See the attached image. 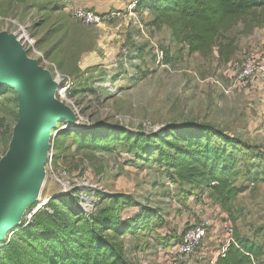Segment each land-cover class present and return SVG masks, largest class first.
<instances>
[{"label": "rangeland", "instance_id": "1", "mask_svg": "<svg viewBox=\"0 0 264 264\" xmlns=\"http://www.w3.org/2000/svg\"><path fill=\"white\" fill-rule=\"evenodd\" d=\"M81 1L89 10H111L108 12H119L121 17L85 26L69 13V7L80 5L76 0H0V33L7 29L4 19L28 25L38 48L71 80L66 93L78 111L80 132L107 126L152 133L164 126L209 125L233 140L228 148L237 160L235 184L246 191L234 201L231 222L210 204L205 193L176 185L164 167L152 160H135L126 145L118 144L108 152L86 148L58 126L54 130L57 137L51 136V159L46 162L40 202L26 210L22 221H27L38 204L60 192L59 182L74 181L71 190L78 192V206L89 214L109 205L98 200L100 193L130 201V207L116 209L122 218L133 217L142 207L153 211L155 216L147 228L121 238L131 264H181L177 258L169 261L165 251L193 226L208 220L217 227H211L209 237L213 239L203 244L209 252L202 247L197 252L213 256L219 242L225 240L227 222L238 236L254 240L264 249V82L254 80L230 95L214 83L228 85L222 70L230 61H241L249 53L264 60V19L248 18L225 35L220 50L222 58L228 57L225 60L219 59L216 48L207 57L189 54L168 29L148 25L152 18L145 11L133 10L132 15L127 8H108L110 0ZM118 1L128 6L135 0ZM252 24L253 30L247 29ZM157 49L164 52L168 69L155 65ZM123 51L132 62L126 70L113 67L115 59L124 58ZM115 81L108 91L104 85ZM9 90L0 97V158L18 119L17 95ZM252 171L257 179L243 184V175ZM260 262L264 264V257Z\"/></svg>", "mask_w": 264, "mask_h": 264}, {"label": "trees", "instance_id": "2", "mask_svg": "<svg viewBox=\"0 0 264 264\" xmlns=\"http://www.w3.org/2000/svg\"><path fill=\"white\" fill-rule=\"evenodd\" d=\"M134 11L149 12L152 21L148 25L168 29L171 38L184 45L189 54L207 57L216 48L222 58L221 41L231 29L248 18L264 19V0H135ZM253 28L254 24L247 27ZM8 91L0 86V97ZM58 126L80 139L86 148L108 152L118 144L126 145L135 160H152L164 167L173 183L205 193L234 221V201L246 188L235 184L237 160L228 148L233 140L211 126L187 123L164 126L152 133L107 126L83 133L78 124L62 122ZM52 133L57 137V131ZM256 179V171L246 173L243 184ZM78 200L77 190L53 194L30 221H22L0 244V264H131L121 238L147 228L155 216L153 211L142 207L133 217L122 218L116 209L130 207V201L100 193L98 200L109 205L87 215ZM233 238L235 245H229L215 264H263V245L238 236L236 231Z\"/></svg>", "mask_w": 264, "mask_h": 264}, {"label": "water", "instance_id": "3", "mask_svg": "<svg viewBox=\"0 0 264 264\" xmlns=\"http://www.w3.org/2000/svg\"><path fill=\"white\" fill-rule=\"evenodd\" d=\"M0 86L17 95V122L8 149L0 158V244L22 223L45 182L52 131L78 123L73 110L56 99L57 84L13 34L0 33Z\"/></svg>", "mask_w": 264, "mask_h": 264}, {"label": "built area", "instance_id": "4", "mask_svg": "<svg viewBox=\"0 0 264 264\" xmlns=\"http://www.w3.org/2000/svg\"><path fill=\"white\" fill-rule=\"evenodd\" d=\"M129 14L135 9V2L131 1L128 5ZM69 13L71 17L80 22L85 26H98L105 22L117 19L121 17L119 12H108L105 14H99L95 11L89 10L83 6H71L69 7ZM5 25V31L13 34L17 42L21 45L22 49L26 52L28 58L32 60H36L39 63V66L42 67L44 70H48L51 73L53 81L57 84L58 89L56 91V99L57 97L60 98L59 101L63 102L67 106H69L78 120V111L71 100L67 98V91H69L71 87V80H69L65 75H62L58 69L56 68L55 64L50 62L45 54L38 48L35 39L29 32V27L26 24L20 23L15 19H4L2 20ZM124 58L115 59L113 62V67H122L123 69H128L132 62H129L125 59L127 55L126 51L122 52ZM155 65L162 69H168V66L164 64V52L161 50H155ZM130 63V64H129ZM223 76L228 81V85L224 86L220 82H214L215 85L219 87L222 93L225 95H230L233 91L241 89L249 85L250 82L254 80H260L264 82V60L260 58L259 55L256 53H249L246 55L241 61H230L228 62L222 70ZM115 82H111L109 85L105 84L104 86L107 87L108 91L113 90V87L116 85ZM78 124V123H77ZM157 131L154 129L153 132ZM51 149L52 145H49L48 151V158L47 160L50 161L51 159ZM73 183H62L60 184V192H67L72 189L74 186ZM85 188V184L82 185ZM253 186V184H251ZM41 198H37L36 203L40 202ZM46 201V200H45ZM43 202L37 205V208L33 211L29 212L26 220L30 221L31 218L41 210L47 203ZM210 204L212 202L209 200ZM88 206L93 204H87ZM86 206V207H88ZM217 211H221L217 206L213 205ZM83 212L87 215V211L83 209ZM222 212V211H221ZM213 220H208L204 224H199L193 226L190 230H188L185 234L181 236V239L178 243L171 244L170 248L165 251L167 259L174 260L177 258L182 263L181 264H215L216 259L219 256H222L229 245H235V241L233 238V228L229 222L225 223L224 225V235L225 240L224 242H219L220 246L219 249L214 253L213 256L208 257L206 246H203L204 242L212 240L213 238L209 237V230L211 227L216 229L215 224L212 222ZM206 249L207 252H197V250H201L200 248ZM202 249V250H203ZM124 255L128 261H130V257L126 256V248H123ZM167 260V262H168ZM168 264V263H167ZM252 264H257L255 261H252Z\"/></svg>", "mask_w": 264, "mask_h": 264}, {"label": "crops", "instance_id": "5", "mask_svg": "<svg viewBox=\"0 0 264 264\" xmlns=\"http://www.w3.org/2000/svg\"><path fill=\"white\" fill-rule=\"evenodd\" d=\"M80 5H78V4H74V5H72V6H82L83 4L85 5V6H83V7H89L88 5H86V3L85 2H82L81 0H76ZM116 1V2H115ZM131 2V1H130ZM130 2H128V3H130ZM135 2V1H134ZM110 5L108 6V8H112V9H126V8H128V6H126V5H123L121 2H119L118 0H110ZM129 5V4H128ZM125 6V7H124ZM108 11H111V10H108ZM108 11H106V12H102V13H99V14H105V13H108ZM132 15H133V13H131ZM144 15H148V16H150V18H151V15H150V13L149 12H147V11H145V14ZM198 54H194V56L196 57ZM220 59V58H219ZM222 59H224V58H222ZM222 61V63H224V61L223 60H221ZM126 256H127V254H126ZM138 264H140V263H138Z\"/></svg>", "mask_w": 264, "mask_h": 264}, {"label": "bare ground", "instance_id": "6", "mask_svg": "<svg viewBox=\"0 0 264 264\" xmlns=\"http://www.w3.org/2000/svg\"><path fill=\"white\" fill-rule=\"evenodd\" d=\"M37 198H41V193L38 194V197H37ZM46 201H48V200H46ZM46 201H45V202H46Z\"/></svg>", "mask_w": 264, "mask_h": 264}]
</instances>
